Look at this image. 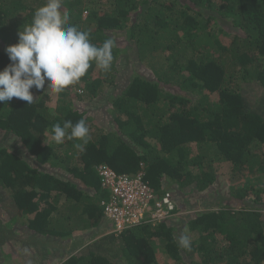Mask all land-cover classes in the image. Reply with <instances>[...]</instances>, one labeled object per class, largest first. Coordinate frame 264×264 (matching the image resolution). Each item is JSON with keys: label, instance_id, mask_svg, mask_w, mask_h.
<instances>
[{"label": "trees", "instance_id": "16d2710c", "mask_svg": "<svg viewBox=\"0 0 264 264\" xmlns=\"http://www.w3.org/2000/svg\"><path fill=\"white\" fill-rule=\"evenodd\" d=\"M45 2L0 0V70L11 62L6 47L18 43ZM62 9L92 43L115 41L113 65L104 72L93 63L53 108L47 81L32 89L30 105L15 97L0 102L3 140L14 141L0 146L10 212L41 236H71L75 222L94 229L109 194L96 166L143 169L156 193H173L177 214L186 211L191 250L164 221L99 236L63 264H161L155 238L173 264H264V0H63ZM95 99L107 107L84 108ZM81 118L92 137L85 151L75 140L51 141L52 125ZM222 162L241 180L220 196L239 208L190 202L192 194L205 196Z\"/></svg>", "mask_w": 264, "mask_h": 264}, {"label": "clouds", "instance_id": "9594fccd", "mask_svg": "<svg viewBox=\"0 0 264 264\" xmlns=\"http://www.w3.org/2000/svg\"><path fill=\"white\" fill-rule=\"evenodd\" d=\"M62 4L63 0H46L35 9L31 24L18 32V43L6 47L11 62L0 70V102L5 104L15 97L30 105L37 98L32 89H44L46 81L47 89L56 94L62 93L69 86L79 83L93 63L104 72L111 70L115 41L109 38L99 46L92 43L89 31L70 24V16L63 11ZM47 139L45 137L46 144ZM50 139L57 145L63 144L66 139L78 141L74 147L83 152L92 137L86 119L81 118L75 124L65 120L52 125ZM103 219L109 222L104 215ZM108 233L120 234L112 232L111 223L105 234ZM178 244L190 251L191 236L181 234Z\"/></svg>", "mask_w": 264, "mask_h": 264}, {"label": "rangeland", "instance_id": "374dc122", "mask_svg": "<svg viewBox=\"0 0 264 264\" xmlns=\"http://www.w3.org/2000/svg\"><path fill=\"white\" fill-rule=\"evenodd\" d=\"M129 73L131 74L130 70ZM128 74H122V84H124L126 81L128 82ZM51 94L52 100L49 101L48 104L51 108H53L55 105V99L57 94L53 92H51ZM97 103L99 105H101L102 103L103 107H107L106 102L102 100L97 101V99H95L94 104H90L87 102L84 108L95 112L96 109H99L100 111L101 108L97 106ZM98 112L96 113L97 121L99 120V123H101L102 121V123L105 124L106 128L110 130L114 129L112 124V118L108 114L101 112L98 116ZM12 142L14 141L7 138L3 140V133L0 131V146L12 144ZM13 145L16 146V144ZM230 172L231 171L229 163L222 162L220 164V172L218 173L217 180L210 187V189L203 193L205 194V196L203 195V198H201L202 196L198 194H192V196L190 195V202L192 201V203L195 204L201 202H208L211 208L218 206L220 203L221 205L228 204L229 207L233 209L239 208L240 205L237 202L235 203V201H233L232 199L222 200L220 196V190L222 188L226 191L229 189V182L231 184H237L238 181L241 180L238 176H235L234 178H232V180L230 178ZM175 193L177 192L175 191ZM8 196L9 193L3 191L0 188V264H63L64 261L70 255L77 252L82 246L90 243L92 239H94L96 236H99V229L96 228L82 230L79 228V222L74 223L76 224L75 230L74 232H72L71 236H63L59 239H55L54 237L50 236H41L39 234L31 233L26 229L24 225L20 224L18 216L15 213H11V210L8 209ZM216 199L218 200V202H215ZM179 201L182 202V200ZM183 213H186V211H182L180 213L178 212V214L169 218L167 222H170L172 226L177 227L175 228V235L180 236L183 233H187L192 238L194 237V235L187 232V227H184L185 224L182 223V220L185 217ZM10 219L12 220L10 221ZM76 243H78L79 245L77 246ZM153 246L155 247V254L159 263L173 264V261L168 259V256L162 251H160L161 248L157 238L154 239Z\"/></svg>", "mask_w": 264, "mask_h": 264}, {"label": "built area", "instance_id": "2783aa9c", "mask_svg": "<svg viewBox=\"0 0 264 264\" xmlns=\"http://www.w3.org/2000/svg\"><path fill=\"white\" fill-rule=\"evenodd\" d=\"M103 189L108 195L100 201L104 217L111 223L112 232L142 224L155 225L176 215L171 192L161 194L145 178L143 169L137 173H117L106 163L96 166Z\"/></svg>", "mask_w": 264, "mask_h": 264}, {"label": "crops", "instance_id": "0c3cea01", "mask_svg": "<svg viewBox=\"0 0 264 264\" xmlns=\"http://www.w3.org/2000/svg\"><path fill=\"white\" fill-rule=\"evenodd\" d=\"M109 228H110V222H107L106 220L103 219L101 221V223L97 226V229H99L98 235L102 236L103 234H105L109 230ZM94 229H96V228H94ZM96 238H97V236L94 239H96ZM76 244H77V246L79 245L78 243H76Z\"/></svg>", "mask_w": 264, "mask_h": 264}]
</instances>
